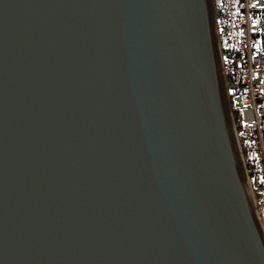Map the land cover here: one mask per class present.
<instances>
[{
    "label": "water",
    "instance_id": "obj_1",
    "mask_svg": "<svg viewBox=\"0 0 264 264\" xmlns=\"http://www.w3.org/2000/svg\"><path fill=\"white\" fill-rule=\"evenodd\" d=\"M222 65L212 0H0V264H264Z\"/></svg>",
    "mask_w": 264,
    "mask_h": 264
},
{
    "label": "built area",
    "instance_id": "obj_2",
    "mask_svg": "<svg viewBox=\"0 0 264 264\" xmlns=\"http://www.w3.org/2000/svg\"><path fill=\"white\" fill-rule=\"evenodd\" d=\"M213 2L220 40L222 35H236L237 55L235 58L223 55L222 65L226 79L230 75L240 83L239 87H227L232 111L239 114L238 126H234L235 136L241 151L258 150L263 154L264 0Z\"/></svg>",
    "mask_w": 264,
    "mask_h": 264
},
{
    "label": "trees",
    "instance_id": "obj_3",
    "mask_svg": "<svg viewBox=\"0 0 264 264\" xmlns=\"http://www.w3.org/2000/svg\"><path fill=\"white\" fill-rule=\"evenodd\" d=\"M221 43L223 49V55L225 58L232 57L235 58L237 55L236 50V35L227 34L221 36ZM262 43L264 44V35L262 36ZM227 84L229 89L231 87H239L240 83L228 75ZM237 120L239 119V114H235ZM245 160L247 167L251 172L252 177L255 180V190L258 194L264 195V169H263V159L261 154L257 150H246L244 151Z\"/></svg>",
    "mask_w": 264,
    "mask_h": 264
},
{
    "label": "rangeland",
    "instance_id": "obj_4",
    "mask_svg": "<svg viewBox=\"0 0 264 264\" xmlns=\"http://www.w3.org/2000/svg\"><path fill=\"white\" fill-rule=\"evenodd\" d=\"M212 5H213V9H214V2H213V0H212ZM214 13H215V10H214ZM215 19H216V14H215ZM226 83H227V79H226ZM227 87H228V84H227ZM227 94H228V91H227ZM228 99H229V102H230V105H231V101H230L229 94H228ZM231 112H232L233 125L236 128L238 126V124H237L238 123V120H237V117H235V113L232 111V107H231ZM234 131H235L234 134H236V130H234ZM235 140H236L238 149L240 150L241 154H243L242 157H244V159H245V156H244V151L245 150L244 151L243 150L241 151V148H240L241 145L238 142V140L236 139V136H235ZM259 152H260L261 157L263 159V169H264V153L262 154L261 151H259ZM245 162H246V160H245ZM246 174H247L248 184H250V186H251V188L253 190L252 192L254 193V196H255V204L257 206L258 213L262 216V218H263V224H264V195H260V194H258L256 192L255 187H254L255 186V182L254 183L252 182L254 180V178L252 177L251 172L248 169V167H247V173Z\"/></svg>",
    "mask_w": 264,
    "mask_h": 264
},
{
    "label": "bare ground",
    "instance_id": "obj_5",
    "mask_svg": "<svg viewBox=\"0 0 264 264\" xmlns=\"http://www.w3.org/2000/svg\"><path fill=\"white\" fill-rule=\"evenodd\" d=\"M234 126V125H233ZM234 137H235V134H234ZM248 187H249V190L251 191V186H250V184H248ZM254 198V199H253ZM252 199L253 200H255V196L253 197ZM259 218H260V220H261V222L263 223V218H262V216L259 214Z\"/></svg>",
    "mask_w": 264,
    "mask_h": 264
}]
</instances>
